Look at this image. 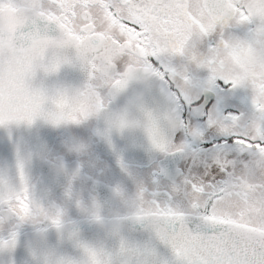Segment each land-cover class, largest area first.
Masks as SVG:
<instances>
[{"label": "snow or ice", "instance_id": "snow-or-ice-1", "mask_svg": "<svg viewBox=\"0 0 264 264\" xmlns=\"http://www.w3.org/2000/svg\"><path fill=\"white\" fill-rule=\"evenodd\" d=\"M22 237L24 264H264V0H0L6 264Z\"/></svg>", "mask_w": 264, "mask_h": 264}, {"label": "water", "instance_id": "water-1", "mask_svg": "<svg viewBox=\"0 0 264 264\" xmlns=\"http://www.w3.org/2000/svg\"><path fill=\"white\" fill-rule=\"evenodd\" d=\"M61 78H66L69 82L75 83L78 80V75L72 72L61 73ZM50 239L52 241L55 240L54 236H51ZM27 255V249L25 246L24 238H21V242L17 247L15 253L13 254V258L16 260L17 264H24L25 257ZM7 257L3 254H0V264H6Z\"/></svg>", "mask_w": 264, "mask_h": 264}]
</instances>
